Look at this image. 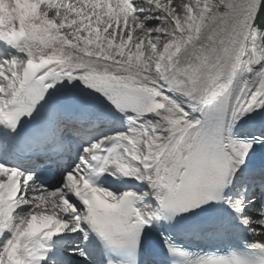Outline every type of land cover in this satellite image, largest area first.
Segmentation results:
<instances>
[{
    "label": "snow or ice",
    "instance_id": "6c2138e0",
    "mask_svg": "<svg viewBox=\"0 0 264 264\" xmlns=\"http://www.w3.org/2000/svg\"><path fill=\"white\" fill-rule=\"evenodd\" d=\"M0 264H264V0H0Z\"/></svg>",
    "mask_w": 264,
    "mask_h": 264
}]
</instances>
